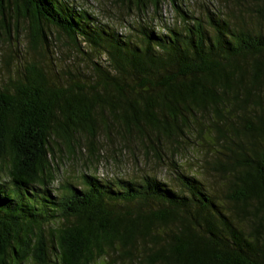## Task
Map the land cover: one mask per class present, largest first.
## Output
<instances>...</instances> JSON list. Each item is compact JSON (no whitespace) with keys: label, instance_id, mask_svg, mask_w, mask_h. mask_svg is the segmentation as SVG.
<instances>
[{"label":"trees","instance_id":"obj_1","mask_svg":"<svg viewBox=\"0 0 264 264\" xmlns=\"http://www.w3.org/2000/svg\"><path fill=\"white\" fill-rule=\"evenodd\" d=\"M115 1L141 15L168 2L178 22L142 18L124 35L66 0H0L8 37L20 21L34 53L64 40L85 62L47 73L32 61L0 87V264H264V0L200 14ZM194 125L230 152L213 165L229 175L221 193L177 165L172 183L84 173L54 185L57 162L83 148L98 160L100 133L163 166Z\"/></svg>","mask_w":264,"mask_h":264},{"label":"rangeland","instance_id":"obj_2","mask_svg":"<svg viewBox=\"0 0 264 264\" xmlns=\"http://www.w3.org/2000/svg\"><path fill=\"white\" fill-rule=\"evenodd\" d=\"M77 8L84 9L92 14L101 23L113 27L116 31L124 35L133 33V28H137L138 23L149 22L152 25H159L160 22L171 20L178 22L177 13L174 8L165 2L161 5L160 11L154 13L147 10L145 14L133 13L120 6L115 0H66ZM183 8L190 10L195 14H200L206 5L218 6V0H181ZM7 17V16H6ZM1 18V11H0ZM163 20V21H162ZM10 37L7 36V28L0 24V87L7 86L11 81L17 79L22 74L29 63L35 62L41 65L47 73L58 70L59 65L73 64L75 66H85L78 56L70 54L65 46L64 40L55 41L54 49L42 54L34 53L27 44L26 24L20 21L15 24H8ZM53 41V43H55ZM55 55V56H54ZM53 56L60 59V62L53 60ZM54 70V71H53ZM206 125V124H205ZM111 134L100 133L93 140L95 147L99 150L98 160H91L87 149L77 151V155L70 159H64V163L59 164L57 181L55 186H60L65 180H72L77 186L79 185L82 174H92L101 180L113 181L115 179H132L140 180L144 175H155L160 180L167 183L173 181V171L176 167L187 175H194L201 180L204 186L210 190L223 192L229 175H221L213 167L216 158L227 160L230 152L224 148L223 144L212 143L208 137L206 127L198 135L199 126L194 125L190 134L184 138L179 147L171 152L167 145V155L165 164L157 165L153 162V155L148 146L132 139L123 148L122 141L119 139L113 129ZM205 140V141H204ZM84 142V140H81ZM80 141V142H81ZM121 147V148H120ZM167 147V148H166ZM176 153V155H175ZM175 155V156H174ZM30 264V263H28ZM92 264H129L128 262L112 263L110 259H98Z\"/></svg>","mask_w":264,"mask_h":264}]
</instances>
